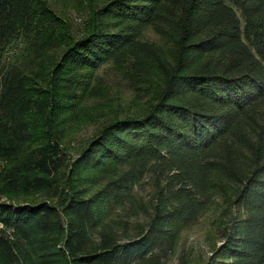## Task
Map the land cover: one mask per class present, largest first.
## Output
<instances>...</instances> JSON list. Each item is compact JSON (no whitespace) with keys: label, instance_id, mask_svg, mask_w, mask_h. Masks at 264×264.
Masks as SVG:
<instances>
[{"label":"trees","instance_id":"16d2710c","mask_svg":"<svg viewBox=\"0 0 264 264\" xmlns=\"http://www.w3.org/2000/svg\"><path fill=\"white\" fill-rule=\"evenodd\" d=\"M64 27L48 0H0V264H167L208 213L200 264H264V0H105L50 66ZM108 62L151 95L72 157Z\"/></svg>","mask_w":264,"mask_h":264},{"label":"rangeland","instance_id":"374dc122","mask_svg":"<svg viewBox=\"0 0 264 264\" xmlns=\"http://www.w3.org/2000/svg\"><path fill=\"white\" fill-rule=\"evenodd\" d=\"M103 1L105 0H48L55 13H57L58 19L62 22L64 20L65 23V27L59 28L51 39L54 45L49 51V55H47L46 63L48 65L53 66L54 61H56L57 53L60 52L58 48H64L74 38L78 39L89 32L88 30L93 22V8L97 3L100 4ZM145 36L158 45L166 47L165 40L153 29L148 28ZM17 50L18 47L11 50L10 55L13 59L19 56V50ZM27 56L28 54L23 55L22 59H26ZM97 76L101 83L100 87L103 88L102 98L92 101L91 105L94 104L100 109L96 114L98 115L97 122L87 118L86 121H80L81 124L79 122L68 129L66 147L72 157L78 155V152L105 120L112 118V116L116 117L119 113L137 112L146 101L147 93L150 94L147 87H141L143 88L141 92L136 91L133 87L134 82H132L128 66L120 62L104 64L97 71ZM39 82L38 87L46 88L49 80L46 77H41ZM60 118H64V114H61ZM65 118L67 120L65 125L75 123L70 114ZM38 124L40 123L38 122ZM39 127L41 126L39 125ZM137 191L140 198L148 201L154 194L151 179H146ZM34 199L43 200L41 196L34 197ZM213 219L214 215L208 213L196 225L186 229L179 239L176 253L168 259L167 264H182L181 254L184 255L186 264H200L203 260L208 259L213 248L221 244V240L214 232Z\"/></svg>","mask_w":264,"mask_h":264}]
</instances>
